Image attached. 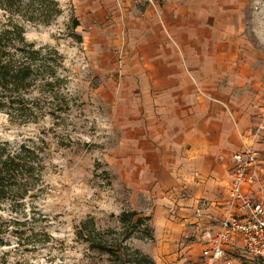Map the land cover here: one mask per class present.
Segmentation results:
<instances>
[{"label": "rangeland", "instance_id": "1", "mask_svg": "<svg viewBox=\"0 0 264 264\" xmlns=\"http://www.w3.org/2000/svg\"><path fill=\"white\" fill-rule=\"evenodd\" d=\"M57 1L61 12L48 23L0 8V27L9 20L21 24L25 39L42 47L39 57L54 65L50 77L37 75L54 84L27 92L30 105L39 110L35 120L0 110V142L13 148L22 142L35 146L43 164L21 203L1 202L0 264H117L114 255L91 248L83 234L88 230L96 239L113 240L130 259L136 248L148 253L154 244L144 232L149 221L136 225L132 219L123 225L119 217L123 210L135 209L146 218L150 196L141 187L148 189L151 180L141 179L125 157L133 148L121 146V65L114 37L101 25L107 18L88 21L76 0ZM183 5L190 23L198 20L206 33L216 31L215 38H236V30L242 28L253 45L259 72L255 77L264 81V0H184ZM74 17L79 21L76 27ZM158 23L165 39L178 45L165 21ZM263 93L255 107L261 109L254 114L257 140L251 144L264 184ZM16 212L26 214V223L7 224L4 218ZM125 233L129 234L122 240Z\"/></svg>", "mask_w": 264, "mask_h": 264}, {"label": "crops", "instance_id": "2", "mask_svg": "<svg viewBox=\"0 0 264 264\" xmlns=\"http://www.w3.org/2000/svg\"><path fill=\"white\" fill-rule=\"evenodd\" d=\"M76 1L88 21L107 18L101 25L117 44L121 146L133 148L125 157L151 180L141 187L150 196L154 244L147 254L156 264H206L208 237L228 210L233 153L257 140L264 81L255 77L252 42L242 28L236 38L206 33L198 20L190 23L184 0ZM159 19L178 45L165 39ZM255 171L243 191L264 203L257 163ZM235 248L238 264L240 243Z\"/></svg>", "mask_w": 264, "mask_h": 264}, {"label": "trees", "instance_id": "3", "mask_svg": "<svg viewBox=\"0 0 264 264\" xmlns=\"http://www.w3.org/2000/svg\"><path fill=\"white\" fill-rule=\"evenodd\" d=\"M0 8L10 13L22 14L27 20L43 23H48L53 14L61 12L57 0H0ZM78 24V19L74 17L73 25L76 27ZM23 32V26L11 20L0 27V110L27 121L35 120L39 112L30 105L27 92L34 87L45 89L53 85L54 81L42 82L37 75L50 77L54 65L50 59L39 57L42 47H35L33 42L27 41ZM78 38L81 39V36ZM40 95L45 99L49 98L46 94ZM42 166L35 146L22 142L18 147L13 148L0 142V205L1 202L10 200L21 203L34 188ZM16 213L17 216L5 217L4 221L13 225L26 223V214ZM119 219L123 225L133 220L136 225H140L144 220L149 221V216L146 218L139 216L137 210L131 209L123 210ZM149 225L145 224L144 232L148 239H153L152 228ZM1 231L0 244L4 243ZM128 234L122 235L121 239L126 238ZM83 235L91 248L114 255L117 264H156L149 254L143 253L138 248L132 251L133 258L130 259L113 240L108 243L102 237L96 239L88 230Z\"/></svg>", "mask_w": 264, "mask_h": 264}, {"label": "built area", "instance_id": "4", "mask_svg": "<svg viewBox=\"0 0 264 264\" xmlns=\"http://www.w3.org/2000/svg\"><path fill=\"white\" fill-rule=\"evenodd\" d=\"M146 1L156 4L160 0ZM233 161L226 201L228 210L219 218L218 229L208 237L210 256L206 264H233L232 252L237 250V242L240 243L238 264H264V203L243 191L245 183L256 179L257 153L245 144L233 153Z\"/></svg>", "mask_w": 264, "mask_h": 264}]
</instances>
